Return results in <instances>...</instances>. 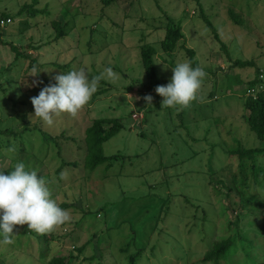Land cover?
Wrapping results in <instances>:
<instances>
[{"label": "rangeland", "instance_id": "obj_1", "mask_svg": "<svg viewBox=\"0 0 264 264\" xmlns=\"http://www.w3.org/2000/svg\"><path fill=\"white\" fill-rule=\"evenodd\" d=\"M31 2L0 0V15L11 17L6 29L0 28V171L10 172L17 162L35 170L51 198L61 208L70 205L69 218L46 233L29 231L26 224L14 226L13 242L0 245V254L9 252L13 264H43L71 251L79 256L75 264H128V254L139 246L145 247L139 264H195L216 237L239 229L252 234L255 223H264V207L255 203L247 208L260 213L259 220L243 216L239 226L232 211L239 196L264 204V184L250 180L238 189L239 196L226 188L241 171L227 155L234 138L249 148L264 147L244 122L248 82L256 70L233 67L237 60H255L264 68V0H123L106 9L98 0H40L34 18L20 13ZM167 17L182 21L184 44L195 50L206 74L197 98L186 107L162 108L163 98L155 93L156 86L169 82L175 63L188 61L186 53L159 52L155 81L146 79L139 57L144 43L158 47ZM54 21L67 25V36L56 43ZM10 45L30 58L17 59ZM69 64L68 70L60 67ZM33 66L38 76H30ZM106 67L116 78H101L88 105L75 116L61 114L53 126L32 118L30 98L55 83L56 75L84 68L91 79ZM34 80L43 83L32 86ZM146 95L153 97L150 105ZM96 119L129 120L104 144L105 154L120 155V160L90 172L83 166L85 133ZM62 161L79 165L64 167L60 177ZM258 164L263 170L264 158ZM215 199L228 207L234 221L230 228L220 222ZM82 209L91 212L85 215ZM20 238L22 247L16 246ZM132 238L135 245L123 252ZM244 258L238 250L232 264H250Z\"/></svg>", "mask_w": 264, "mask_h": 264}, {"label": "trees", "instance_id": "obj_2", "mask_svg": "<svg viewBox=\"0 0 264 264\" xmlns=\"http://www.w3.org/2000/svg\"><path fill=\"white\" fill-rule=\"evenodd\" d=\"M103 9L111 8L117 3L123 0H98ZM199 1V0H197ZM40 4V0H32L31 4L24 5L20 11V13H27L30 17H35L37 10L36 7ZM199 7L201 5L199 4ZM201 16H203V10L200 9ZM10 15L7 13H2L0 15L1 20L10 19ZM205 24L212 32L215 34L214 38L216 41L220 42L222 49L226 51L228 54V48L225 43H223L220 39V35L217 33L216 27L211 22V19L207 18L206 16L203 17ZM182 21L176 20L171 17H167V21L164 28V38L160 40L158 43V47H155L153 43H144L143 45L139 46V57L141 59V63L145 72L146 79L150 81H155L158 77V67H157V57L159 52H162L165 55L172 56L175 52L182 50L186 53V57H188V62L191 63L193 67L199 66L198 60L196 59V52L194 49H189L185 46L184 42L185 34L182 30ZM53 28L55 29V43L58 42L60 39L65 38L67 36L66 31V24L62 25L59 21H54L52 23ZM4 31V29H2ZM1 43V42H0ZM41 45L36 46V48L40 49ZM10 48L13 52L16 53V58H30L28 55L25 54V51H20L19 48L10 45ZM59 66V65H57ZM65 70H68L70 67L69 65L60 66ZM200 67V66H199ZM233 67H240V68H254L256 70V74L254 79L248 82V91L250 89H255L256 93L254 96L247 94L248 97L245 102V109L247 115L244 117V122L249 126L250 131L253 132L256 137L260 141H264V68L260 66H256L255 60L251 61H241L237 60ZM105 82V80H103ZM104 84H108L107 81ZM2 85H0L1 87ZM141 110V108H139ZM138 110V111H140ZM129 119H96L93 121L92 125L87 128L85 133V157L83 166L86 170L93 172L101 166L106 165L107 168H111L116 164L117 161L120 160V155H112L108 156L104 152V144L116 136L119 132H121L124 128L125 123L128 122ZM27 131H30V128H26ZM50 140L55 138H49ZM73 140V139H72ZM57 141V140H56ZM227 155L230 158L236 159L239 162L240 177L234 178V185H229L226 188L237 194L240 195V191L238 189H243L244 187H248V181L252 180L255 185H263L264 184V169L258 170L259 167L258 161L264 158V147H246L242 140L238 138H234L233 143L229 150L227 151ZM79 163L77 162H66L62 161L59 169L58 174L60 177L62 176L63 168L66 166H73L77 167ZM11 171V170H10ZM7 173L6 171H3ZM238 179V180H237ZM213 182H215L213 180ZM218 183L222 184L225 188V183L218 180ZM239 191V193H238ZM239 201L234 202V206L232 207V211L236 213L235 220L240 226L241 220L246 216H252L256 220L261 218L260 213L254 211L253 209L247 208L248 205L254 203L260 209L264 207L262 201L259 203L250 198H242L239 196ZM215 207L217 208V216L222 222L223 220L227 221L228 228H230L234 221L229 218V214L227 213L228 207L223 206L221 203V199H215ZM73 205V204H72ZM70 205H62V208L67 209ZM242 207L247 210L246 213L242 211ZM85 215L89 214L90 212H86L82 209ZM263 211V210H262ZM205 215L207 213L205 212ZM244 216V217H243ZM208 220V219H207ZM206 220V221H207ZM27 226V225H26ZM255 230L252 234L250 233H243L241 229H239L236 233L231 231L229 235L225 238H217L214 239L213 243L210 244L209 249L207 250L205 256L198 260L195 264H232L231 258L234 253L238 250L245 256V261L250 264H264V223L257 224L255 223ZM203 238L207 239L208 234L203 232ZM13 234H11V238ZM18 240H21L18 239ZM28 242V241H27ZM25 242V244L27 243ZM136 240L133 242V238L131 242L122 249L123 252L128 253L130 248L135 245ZM16 246L22 247V240L21 242H16ZM136 249L134 252L128 254L129 263L128 264H139V261L143 257V251L145 247L135 246ZM74 250L81 254L83 252V247L78 248L74 245ZM19 252V251H17ZM11 254L9 252H2L0 254V262L1 264H13L10 263L7 259L10 257ZM95 258V257H93ZM79 256L75 254V251H71L67 254L59 252L58 254L52 256L50 260L43 262V264H75L74 261L78 260ZM92 259V257H91ZM16 261V260H15ZM148 261V259H146ZM102 264V263H99Z\"/></svg>", "mask_w": 264, "mask_h": 264}, {"label": "clouds", "instance_id": "obj_3", "mask_svg": "<svg viewBox=\"0 0 264 264\" xmlns=\"http://www.w3.org/2000/svg\"><path fill=\"white\" fill-rule=\"evenodd\" d=\"M171 69V79L166 85L156 86L155 93L163 98L162 108L186 107L197 98L206 74L201 67H193L188 61L177 62ZM37 71V67L33 66V75L30 76H38L35 74ZM116 75L111 67L104 68L99 76L91 79L84 68L56 75L55 83L41 87L38 95L30 98L34 108L32 118L53 126L55 117L61 114L75 116L88 105L99 80H114ZM41 83L34 80L32 86ZM143 99L150 105L153 97L146 95ZM8 151L12 152L13 149L9 148ZM68 218V210L61 208L51 198L44 177L35 170L26 168L23 162H17L10 172L0 171V245L13 242L11 234L16 225L26 224L29 231L46 233Z\"/></svg>", "mask_w": 264, "mask_h": 264}, {"label": "built area", "instance_id": "obj_4", "mask_svg": "<svg viewBox=\"0 0 264 264\" xmlns=\"http://www.w3.org/2000/svg\"><path fill=\"white\" fill-rule=\"evenodd\" d=\"M7 22H10V20H1L0 21V28L1 29H6V23ZM250 94V95H252V96H254L255 95V93H256V91H255V89H250L249 91H247V94Z\"/></svg>", "mask_w": 264, "mask_h": 264}]
</instances>
